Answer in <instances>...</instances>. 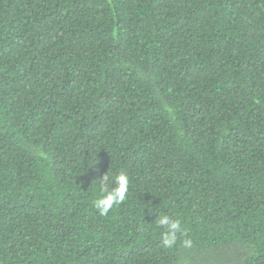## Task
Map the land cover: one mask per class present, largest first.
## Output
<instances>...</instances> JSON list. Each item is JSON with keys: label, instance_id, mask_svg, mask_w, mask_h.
Wrapping results in <instances>:
<instances>
[{"label": "trees", "instance_id": "16d2710c", "mask_svg": "<svg viewBox=\"0 0 264 264\" xmlns=\"http://www.w3.org/2000/svg\"><path fill=\"white\" fill-rule=\"evenodd\" d=\"M0 264H264V0H0Z\"/></svg>", "mask_w": 264, "mask_h": 264}, {"label": "clouds", "instance_id": "9594fccd", "mask_svg": "<svg viewBox=\"0 0 264 264\" xmlns=\"http://www.w3.org/2000/svg\"><path fill=\"white\" fill-rule=\"evenodd\" d=\"M128 185L129 178L124 172L117 173L112 177L104 174L99 179V193L97 199L94 201V206L100 215H107L110 209L125 200ZM156 223L158 228L166 229L161 234L162 245L165 248L173 247L177 241V233L181 231L180 222L170 219L166 214H161L158 216ZM183 243L186 247L191 245V241L187 239Z\"/></svg>", "mask_w": 264, "mask_h": 264}]
</instances>
